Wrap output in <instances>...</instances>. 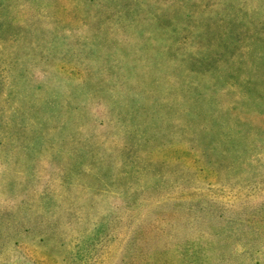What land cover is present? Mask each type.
Masks as SVG:
<instances>
[{
	"label": "rangeland",
	"instance_id": "374dc122",
	"mask_svg": "<svg viewBox=\"0 0 264 264\" xmlns=\"http://www.w3.org/2000/svg\"><path fill=\"white\" fill-rule=\"evenodd\" d=\"M0 264H264V0H0Z\"/></svg>",
	"mask_w": 264,
	"mask_h": 264
}]
</instances>
